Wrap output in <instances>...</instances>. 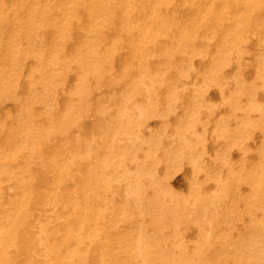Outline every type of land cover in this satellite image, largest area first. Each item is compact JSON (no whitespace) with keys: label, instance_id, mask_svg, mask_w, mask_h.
I'll use <instances>...</instances> for the list:
<instances>
[{"label":"bare ground","instance_id":"6f19581e","mask_svg":"<svg viewBox=\"0 0 264 264\" xmlns=\"http://www.w3.org/2000/svg\"><path fill=\"white\" fill-rule=\"evenodd\" d=\"M0 264H264V0H0Z\"/></svg>","mask_w":264,"mask_h":264},{"label":"rangeland","instance_id":"374dc122","mask_svg":"<svg viewBox=\"0 0 264 264\" xmlns=\"http://www.w3.org/2000/svg\"><path fill=\"white\" fill-rule=\"evenodd\" d=\"M212 96L215 98L216 94L214 92H212ZM176 180H177V182H175V185L178 184V179H176Z\"/></svg>","mask_w":264,"mask_h":264}]
</instances>
